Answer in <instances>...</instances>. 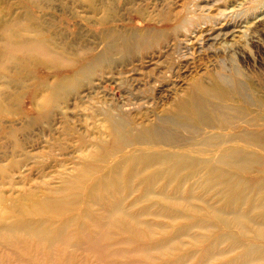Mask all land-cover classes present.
I'll return each mask as SVG.
<instances>
[{"label":"rangeland","instance_id":"obj_1","mask_svg":"<svg viewBox=\"0 0 264 264\" xmlns=\"http://www.w3.org/2000/svg\"><path fill=\"white\" fill-rule=\"evenodd\" d=\"M17 17L26 26H42L60 50L92 49L84 58L69 54L79 64L102 50L105 32L162 34L149 37L127 59L114 54L112 62L54 100L47 99L51 85L73 70L42 63L22 69L20 55L10 62V72H0L5 103L19 96L13 110L0 115V201L67 191L81 217L95 183L98 195L104 189L109 195L103 203L94 200L93 212L113 205L143 231L142 238L125 232L102 240L108 247L103 256L87 244L61 248L51 258L35 248L24 253L20 246L10 253L0 241V264H264L239 260L247 246L264 247V238L255 236L264 230V190L258 189L264 184L257 183L264 179V160L244 171L249 183L237 186L209 179L205 164L175 171L162 161L173 151L211 157L231 142L264 158V147L245 136L264 131V0H0V33ZM1 43L0 35V52ZM200 82L216 83L230 95L211 102L230 111L245 108L234 127L207 126L195 111L180 110L190 93L202 96ZM206 110L213 112L209 102ZM155 126L159 134L139 137ZM206 134L215 136L217 147L202 143ZM143 155L154 161L133 163ZM140 244L149 245L153 258L137 251Z\"/></svg>","mask_w":264,"mask_h":264},{"label":"bare ground","instance_id":"obj_2","mask_svg":"<svg viewBox=\"0 0 264 264\" xmlns=\"http://www.w3.org/2000/svg\"><path fill=\"white\" fill-rule=\"evenodd\" d=\"M27 21L29 20H26V22ZM24 24L25 21L23 18L17 17L12 22L5 23L1 28V45L4 50L0 52V72H10L12 65L10 62L14 63L18 61L20 55L22 57L21 62L23 63L22 69H26L31 63L34 65L36 63H42L51 68L58 67L60 69V65H62L65 66V68L73 70L69 77H63L61 80L57 79L54 81L51 85L52 90L47 97L48 100L51 99V96V100L57 97H63L66 91L79 85L80 80L84 77L93 76L97 72L99 66H105L110 63V61L112 62L114 54H120V56L127 59L132 54L142 50L147 44V40H150L149 37L162 34L159 30L148 32L146 35H139V33L135 31L105 32L103 33L104 46L102 50L96 54H92V58L88 59L84 64H79L80 61L77 62L75 58L86 57L88 53L92 52V49H88L86 52L78 49L74 51V54L64 49L60 50L52 41V38L49 37L50 35L46 34L47 31L42 29V26H33L32 23L29 26ZM32 31L35 32V36L29 34V32ZM69 54L75 58L71 57ZM21 68H18V70ZM197 89L199 91L202 90V96H196L195 92L190 93L189 99L180 102V110L195 111L199 122L207 126L221 128H227L228 126L234 127L235 122L238 117L243 114L245 108L235 107V110L230 111L231 109L227 108L228 106L224 103L211 102V98L228 99L230 96L228 92L224 90L219 92L216 83L211 87H205L200 82ZM18 100L19 96H15L9 105L6 104L2 89H0V115L8 110L11 112ZM208 102L213 112L206 110L208 108ZM104 111L106 115H110L107 109H104ZM153 128L154 129H147L141 132L139 137L146 136L148 132L160 133L161 129H157L156 126ZM10 134L11 131H9V135ZM237 135L235 134L234 136ZM245 136L251 141L254 140V144L264 147V131L257 135H255V132L246 131ZM214 137L213 134H206L202 138V143L206 146L210 144L213 147H217V140L215 139L214 143L212 142ZM154 158L155 156L143 155L140 159L133 161V163L143 162L148 165L149 162L154 161ZM263 160V155H260L259 152L241 147L232 142L224 147H217L215 149V154L211 157H197L193 153L173 151L166 153L162 159L164 162H170L172 169H175V171L187 167L185 164H205L208 167L207 176L209 179L228 182V184L231 183L235 186L239 183H249L247 178L243 176L244 171L253 170L254 167L262 163ZM257 183L264 184V179ZM96 189L97 186L94 183L93 187L88 192L87 201L82 207V212H79L81 213V217L75 216L74 213L78 212L76 210V198L72 193L69 194L67 191L66 193H64V191L63 193H50L39 198L32 197V199L29 200L19 199V202L14 201L5 205L4 201L1 200L0 206L2 210L0 213L1 215L5 213L6 216L0 217V230L2 233L0 241H3L8 247L6 248L8 252L11 251L13 253L14 249L17 250L19 246L23 247L21 250L24 253H28L32 248H35L45 251L47 254L46 256L51 258L56 255V251H59L61 248L74 249L83 244H87L91 250L103 256V254H106L105 249L108 247L103 246L101 243L102 240H111L115 238L117 234H125V232H132L136 237L142 238L141 234H143V231L131 222V215L128 213L125 214V211L117 210L115 206L111 205L112 209L106 210L105 213L93 212L94 209L91 204L95 203L94 200L103 203V200L109 195L106 189L102 191L101 195H98ZM258 189H260V191L261 189L264 190V185L258 187ZM239 194L244 195L245 193L239 192ZM13 212L16 213L15 217L12 215ZM10 215H12V217ZM84 216L86 217L85 221L83 219ZM236 218L239 219L241 216H237ZM59 220H62V222ZM86 220L91 221L86 222ZM261 220L263 221L262 225H264V215L261 217ZM58 221L61 222L60 225H56ZM86 223L92 225L87 226ZM71 225L76 228L69 229L72 228ZM103 227L105 233H100ZM260 228L263 229L264 226ZM90 229H93L94 232H91ZM241 234L247 236L244 231ZM149 235L150 233H148V236ZM255 236L256 238H264V230L256 231ZM122 242L123 241H120V243ZM125 243L134 244V242L129 239L125 240ZM238 244H240L239 241L236 245ZM247 249V251L241 254L239 260L243 261L240 263L245 261L251 262L253 259L264 261L263 246L252 245L251 247L247 246ZM148 250V244H140L139 249H137L143 256L153 258L149 256ZM72 256L71 253L70 257Z\"/></svg>","mask_w":264,"mask_h":264}]
</instances>
